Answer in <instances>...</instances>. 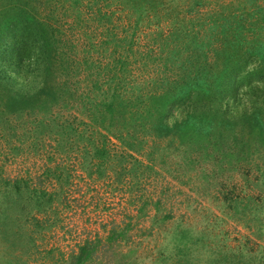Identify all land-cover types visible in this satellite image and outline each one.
<instances>
[{
	"label": "rangeland",
	"instance_id": "374dc122",
	"mask_svg": "<svg viewBox=\"0 0 264 264\" xmlns=\"http://www.w3.org/2000/svg\"><path fill=\"white\" fill-rule=\"evenodd\" d=\"M18 1L0 0V28L17 5L25 20L58 26V53L67 54L54 61L35 51L20 62L0 45V264H264V82L240 74L225 87L237 96L224 105L235 108L228 124L188 102L162 118L160 101L148 112L139 101L113 119L97 105L112 84L103 64L114 67V42L133 37L137 87L157 88L168 72L143 65L153 35L132 26L137 0ZM174 2L202 5L195 19L206 22L246 7L245 25L223 40L214 32L210 53L231 52L243 74L264 67V0ZM198 48L206 52L203 41Z\"/></svg>",
	"mask_w": 264,
	"mask_h": 264
},
{
	"label": "trees",
	"instance_id": "16d2710c",
	"mask_svg": "<svg viewBox=\"0 0 264 264\" xmlns=\"http://www.w3.org/2000/svg\"><path fill=\"white\" fill-rule=\"evenodd\" d=\"M11 1L14 0H9V4ZM174 1L178 2L180 0H137L134 5V10L138 12L140 17H137V21L134 20L135 23L132 24L133 28L135 27V31H143L142 28H145L150 30L153 35L148 37L152 47L146 54L139 53L141 60L143 62L145 60L143 65L156 66L159 69L163 67L166 71L168 69V72L160 70L162 77L154 79L157 88L153 86L145 90L144 87H137L139 85L137 83L138 79L132 80L133 76L130 67L135 65L136 62L138 64L139 60L134 59L132 56L135 45L133 37L128 39L124 36L123 38L121 37L120 41L114 42L113 40V46L110 47L113 48L112 65L114 67L103 64V70H106L105 72L108 75L112 74L108 79L112 84L106 89L104 94L106 97V93H108L109 98L107 97L104 103L102 102L97 106L102 108L101 112L110 114L114 119L115 115L120 113L123 107L127 109L129 106L130 109L132 107L136 109L138 102L143 101V110L148 112L151 109L149 107L152 103L160 101L163 105L162 118H164V114L173 110L177 104L188 102L192 111L197 112L204 105L206 110L203 111L206 117L213 114L214 110H216L217 114H222L229 118L225 120L226 124L231 123V118L235 114V108H225L224 105L233 98L237 99V96L234 93H230L231 91L225 87L231 86L232 88L235 82L238 81L240 74L245 80L244 82L249 85L263 83L264 67L261 70L257 69L243 74L245 62H236L235 58L230 59L231 52L228 51L229 59L223 60L221 54L215 56L213 59L210 51L214 32L218 33V35H215L219 36L218 40H223V33L228 30L233 31L235 28L241 29L245 25L247 18L242 19L241 16L246 13L247 8L244 6L240 7L241 16L235 13V8L234 11L226 12L225 10L223 13L219 10L217 13L211 15V19L207 23L204 20L195 19L196 13L198 14V11L201 13L200 8L202 5L199 6L198 3H189L187 5L185 3L175 4ZM18 10L19 7L17 5L13 9L10 8L9 12H12L15 17H11L10 20L6 21V28H0V45L2 47L5 44L6 50L4 52L9 58L20 62L25 60L30 61L32 53L37 51V54L44 55L55 61L56 57L67 54L61 50L58 53L62 42L58 26L46 25L45 21L40 22V20L32 16L25 20ZM251 12L253 15L250 19L259 16L258 14L261 15L263 10ZM236 16L240 17L237 24H235ZM3 17L7 16L4 15L0 8V19H3ZM169 21L173 25L172 31L165 29V22ZM144 22L148 24L140 25ZM162 23L165 24L162 25ZM205 23L210 26L213 25V27L209 28L205 26ZM155 34L161 37H156L154 36ZM7 39H10L9 43H7ZM202 41L205 44L206 52L201 55L198 45ZM122 42H125L123 46H121ZM157 43L159 44V53L155 51L156 47H154ZM226 43L227 41L223 45ZM121 47L124 52L118 55V50ZM212 59L213 62H211ZM89 60L90 58L87 57L80 60V62L83 61V65H85V69L87 70L92 68ZM189 61L194 67H197L196 71L193 67L190 72L187 71ZM208 66H210L209 69ZM173 69L178 71L174 72V76L180 77V80L170 76V72ZM119 72L122 73V77H117ZM203 86L206 87V92H208V100L204 102L200 98V88ZM133 98L134 104L132 103ZM246 98L252 100L251 97ZM206 103L209 105L205 106ZM121 112L126 114L128 109ZM131 112L132 110H129V113ZM136 113H138V110ZM97 247L95 250H97Z\"/></svg>",
	"mask_w": 264,
	"mask_h": 264
}]
</instances>
